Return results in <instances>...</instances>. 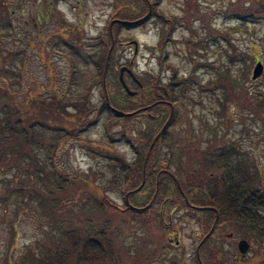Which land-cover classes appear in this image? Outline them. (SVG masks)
<instances>
[{"label": "trees", "instance_id": "1", "mask_svg": "<svg viewBox=\"0 0 264 264\" xmlns=\"http://www.w3.org/2000/svg\"><path fill=\"white\" fill-rule=\"evenodd\" d=\"M125 1L127 2L119 1L114 6V14H110L104 23L103 34L105 37L96 44L98 48L93 58L92 55H86V52L81 50L82 39L85 37L81 28L73 25L71 27L73 31L68 33L66 32L69 28L68 25H58L56 36L68 49L67 56L64 55L69 65L68 70H75L72 66L75 58L88 62L92 60L95 74L89 78L88 87L91 86V83L99 80L101 88L102 99L97 106L88 104L87 90L84 88V92L77 96V100L79 102L83 100V104L80 103L76 108L74 103L75 113L68 114L65 112L59 91L54 88V79L50 77L48 83L39 82L26 69V66L30 65L31 54L34 53L33 59L39 62L42 57L47 56L50 50V46H47L48 35L43 34L44 27L40 25H44L48 21V15L50 16L53 12L52 0H39L36 5V13L31 17L36 21L35 24H30L26 20H23L24 22L22 20L14 21L16 18L15 4L26 5L24 0H0V173L13 170L10 176L5 174L0 176V183L5 184L1 199L7 200L9 195L15 194L21 198L28 197L34 200L37 207L46 213L45 221L51 227V232H46L44 242L39 246L41 248V254L37 255L39 257H35L34 250L28 247L27 253L18 259V263H11L9 256H7L9 259L6 257L2 261L3 263L78 264L82 262L85 264L96 260L97 262L94 264H97L101 263V260H105L106 243L113 238L112 232L115 227L119 226V223L115 224L118 221L115 214H126L131 210L124 207L127 204L126 189L131 190L142 186L140 174L144 159L140 158L139 163L138 161L129 163L117 151L114 152L105 146L91 147L84 144L91 153L111 159L109 168L112 174L108 178V183L100 191L92 189L93 187L90 186H78V181L82 178L75 175L70 176L68 171H62L53 163L60 142L67 138L76 139L79 132L85 131L88 126L97 122L98 114L104 115L106 120L110 118L125 120L137 115L145 117L154 124L148 126L146 130L142 129V133L135 138H132L131 134L132 129L136 126L129 124L135 122L131 119L129 123L122 124L124 130L119 134L118 139L130 144L132 141L138 140L177 138L169 135L167 129L170 124L178 122L174 111L175 98L177 97L175 87L181 84V94H185V88L196 80L192 78V75L181 76L177 79L175 67H170L172 70L169 69V65L164 67L166 61L161 56L163 40L170 39L169 35L175 28V22L155 9V1L158 3V0ZM128 1H131V4H127ZM187 4L186 9H193V19H199L205 28V37L208 39L211 35H220L231 49L228 53L230 62L237 59L235 50L238 46L232 42L228 35V28L219 33L216 28L211 27L209 18L213 11L196 13L195 3L193 4L191 1ZM130 5H133L134 8ZM22 11L20 10V12ZM224 12L227 16H234L241 20L248 18L247 22L255 24L264 19V0H232ZM114 15L119 17L110 27ZM152 15L156 21L163 25L160 39L157 41V53L152 56L157 62L156 71L155 74L146 75V78L143 75H141L142 77L135 75L140 86L125 73V78L128 77L136 89L133 95H127L119 81L116 67H120L122 64L129 66L132 62L130 59H126V62L123 61L122 64H120V60L117 61V54H115L117 43L114 42H116L121 26H139ZM25 22L28 26L24 24ZM238 26H242V24L235 25V28ZM186 27L190 33L195 30L190 26ZM111 42L115 46H111ZM187 43L193 52L200 46L198 41L190 42L188 39ZM248 53H242L241 59H245V56L254 59V54ZM197 65L214 69L215 78L206 81L205 85H199L200 89L211 90L216 86L222 89V98L218 99V113L224 118L221 121L224 130L222 137L215 135L213 140L223 141V134L225 135L227 126L237 119L241 121V130L243 131H249L246 122L249 119L248 121L254 122V124L257 122L259 130L264 132V90L252 92L244 86L243 82L248 78V74L245 73L240 80L242 88H239L238 80L236 81V78L230 75L227 66L220 68L219 65L213 66L207 62ZM163 67L171 70V75L167 80L161 82L159 73H161V69L163 71ZM113 74L118 87L121 88V96L124 97L122 102H119L115 95L110 94L111 90V92L105 90L107 85L104 84V78ZM72 76H69L67 85L73 82ZM263 78L264 74L261 79ZM106 83L108 84V81ZM46 90L51 91L47 96L44 95ZM94 111L96 114L91 116ZM147 113L154 115L148 117ZM75 115L79 119L74 120L72 116ZM166 118L168 119L166 120ZM132 126L133 128L130 129ZM103 127L105 136L109 137L110 124L104 120ZM125 129L127 130L125 131ZM138 132L140 133V131ZM133 147L136 149V146ZM113 160L114 162H112ZM204 171L202 169V173ZM215 171L218 176L224 172L221 175L223 181L216 186L223 198V208L221 209L223 219L264 221V184L260 175L249 164L245 166L241 160L230 163L224 161L223 169ZM205 173L208 174L207 171ZM51 175H56L53 178L57 179L54 180L50 177ZM224 175L228 179L225 180ZM92 181L90 178L87 182L90 184ZM200 181L201 177L188 178L185 180V184L180 183V180H175L173 186L194 188L199 186L198 182ZM157 182L159 187L164 186L162 180L157 179ZM147 183L153 186L155 179H151L150 182L146 181V185ZM112 187L118 188L121 193L122 207L113 204L105 194L104 190ZM83 199L91 201L89 210L85 212L81 203ZM30 207L34 215L39 218L36 207L33 205ZM43 249H45L44 252ZM42 252L45 254L43 255Z\"/></svg>", "mask_w": 264, "mask_h": 264}, {"label": "rangeland", "instance_id": "2", "mask_svg": "<svg viewBox=\"0 0 264 264\" xmlns=\"http://www.w3.org/2000/svg\"><path fill=\"white\" fill-rule=\"evenodd\" d=\"M119 1H124L123 3L127 2L125 0H52V6L54 7L53 12H51L50 16L48 15V21L44 25H40L44 27L43 34L48 35L47 41L49 42L47 46H50V50L47 56L42 57V60L39 62L33 59L35 54H31L32 58L29 61L30 65L26 66V69L29 70L39 82L48 83L50 77L54 79V88L59 91L65 112L68 114L74 112V103L76 104V108L80 103L83 104V100L79 102L77 96L84 92V88L87 90L86 98L88 104L97 106L102 99L100 93L101 88L99 80L91 83V86L88 87L87 82L89 78L95 74L94 65L91 62L92 60H90V62L86 60L81 61L74 57L75 62L72 66L75 70H68L69 65L64 57V55L67 56L68 52L66 51L68 49L56 36L58 25H68L69 28L66 31L68 33L73 31V28H71L73 25L74 27L78 26L81 28L85 33V37H83L81 43V50L85 51L86 55H92L93 58L98 48L96 44H98L100 39L105 37L103 34L104 23L108 20L110 14H114L113 8ZM191 1L196 5V13H209L213 11L210 14L209 22L211 27L216 28L219 33L225 28H228V35L232 42L238 46L235 50L237 59L230 62L228 53L231 49L220 35H211L208 39L205 37V28L201 21L199 19H193V9H186L188 7L187 3ZM230 1L232 0H158V3L155 1V9L172 19V22H175V28L169 35L170 39L164 38L165 40H163V53L161 56L165 58L166 61L164 67L167 65H169V69H171L172 66L175 67V76L177 79L181 76L188 77L192 75V78L197 81L185 88L184 92L187 96L181 94V84L175 87L177 97L175 98L174 111L178 122H175L173 126L170 127L168 134L175 137L179 130H183L184 128L188 129V127L191 126L192 139L198 138V140H200L197 144L198 148H203L205 143L209 142L208 140H213L216 134V137H218V135L222 137L224 126L221 124V121H223L222 119L224 118L218 113V99L222 98L221 87L216 86L211 90H202L200 89L201 86H199L205 85L206 81L215 78L214 69L210 67H201L197 64L207 62L213 66L219 65L220 68L224 66L229 67L228 72L236 78V81L238 80L239 88H242L240 80H242L243 74H248V78L244 80L243 85L252 92L264 90V78L261 79L264 74V69L259 78L255 80L250 78L252 69L257 60L262 62L264 67V19H261L258 23L252 24L251 22H247L248 18H246L245 21L235 18L234 16L225 15L224 9ZM24 3L26 5L23 3H19L20 5L15 4L16 18L14 21L26 20L30 22V24H35L36 21L31 17L36 13V5L39 3V0H24ZM133 3L135 4V2ZM127 4H131V1H128ZM130 6L133 7V5ZM20 10L23 11L20 12ZM51 15L53 16L51 17ZM118 17V15H114L110 27L118 20ZM154 18L153 15L150 16L144 24H140L139 26H121L119 34L116 37V42H114L117 43V49L115 50V54H117L118 58L117 61L120 60V64H122L123 61L126 62V59H130V62H132L129 66L126 64L121 65L131 71V74H129L131 79L135 77V75H139L140 77L143 75V77L146 78V75L155 74L157 62L152 56L157 53V41L160 39L163 25ZM239 23H241L242 26L235 28V25H239ZM24 24L28 26L26 22ZM186 26H190L195 30H192L193 32L190 33ZM188 39L190 42L198 41L200 46L195 49L196 51L193 52L189 49L190 47L187 43ZM134 42L137 45L135 51ZM114 43L111 42L110 45L115 46ZM247 52L254 54L255 60L248 58V56H245V59H241L243 57L242 53ZM194 63H196V65H194ZM164 67L163 71L161 69V73H159L161 82L167 80L171 75L170 71L172 69L168 70ZM116 69L118 75L119 67H116ZM68 75H73L71 77L73 78V82L67 85L69 79ZM123 77L129 88L131 90H136L135 86L129 81V78ZM104 80L106 82L108 81V84L104 81V84L107 85V88L104 85L105 90H111L112 92L110 91V94L115 95L119 102L124 101V97L121 96V88L118 87L114 74L110 77L106 76ZM45 93L44 95L47 96L51 91L46 90ZM45 101L48 102L47 99H45ZM95 114L96 111L92 112L91 116ZM72 117H74V120L79 119L76 115ZM97 117V122L88 126L85 131L79 132L76 135V139L67 138L60 142L57 148V156L53 163L62 171H68L70 176L73 177V175H75L82 178V180L78 181V186H90L93 187L92 189L100 191L103 189L104 185L108 183V178L112 174L109 168V161L111 159L91 153L84 144L91 147L105 146L114 152L117 151L124 159H131L126 160L131 163L134 159L131 158L132 149L128 146L129 143L118 139L120 136L119 134L124 130L122 124L129 123L131 119L135 122L129 123L130 126L132 124L136 126L132 129V138L138 137L142 133V129L146 130L148 126H153L154 124L150 123L145 117H139L137 115L125 120H120L118 118L106 120L104 119V115L99 114ZM104 120L111 126L109 137L105 136L104 133ZM248 120L249 119L246 120L247 127L249 128L248 132L241 130L242 125L239 119L234 120L232 123L230 122L225 131V135L223 134V145L229 148L231 146L235 150L238 157L237 159L243 161L245 166L249 164L256 173L260 175L264 184V132L259 130L257 122L254 124V122H249ZM131 128H133V126L130 127V129ZM126 130L127 129H125V131ZM138 131H140V133ZM212 132L215 134H212ZM46 133L50 134L49 132ZM197 135H199V137H196ZM261 135H263V137H261ZM134 142L138 143L137 141ZM138 146L141 148L140 145ZM200 149L201 148H199V150ZM39 154L41 155V153ZM173 154L169 166L178 173L177 175L181 181L180 183L185 184L186 179H192L191 171H188L189 163L193 165V167L199 169L201 165L200 159L192 158L191 160H184V158L178 154L177 150ZM199 155L200 152H196L192 157H198ZM112 162H114V160ZM12 171L13 170L0 173V176L3 174L10 176ZM53 176L56 175H51L50 177L53 178ZM90 178L93 181L89 184L87 181H89ZM53 179L55 180L57 178ZM4 187L5 184L0 183V264H9L7 262H2L7 256L11 259L9 260L11 263H18V259H21V257L27 253L28 247L34 250L35 257H39L37 256L41 254V248H39V246L44 242L46 232H51V227L48 226V223L45 221L47 219L46 213H43L41 208L37 207L35 204L36 202L28 197L21 198L19 195L13 194L9 195L7 200H2L1 194L4 193ZM134 189L135 191H132ZM134 189H131L129 193L136 194L137 187ZM104 191L113 204L121 207L123 206V198L118 188H106ZM4 201L6 202L4 203ZM128 201L130 202L129 199H127V202ZM90 202V199L82 200L81 203L84 212L89 210ZM30 205L36 207L39 218L34 215ZM115 216V218L118 219L115 224L119 223L120 227H115L116 232H112L113 238L109 242L114 240V244H117L112 247L115 248L118 256H122L124 252L132 256V250L135 248L137 235L135 234L136 237L134 235L130 236L127 229L129 227V232L131 230L135 231L137 223H132V221L135 220V216L132 215L131 212L126 214H115ZM228 220L232 219L228 218ZM109 242L106 243V254L110 251ZM36 243L38 244L36 245ZM119 245L121 246L120 249ZM45 249H43V252ZM43 252L42 254L44 255L45 253ZM96 262L97 261L94 260L93 262H86L85 264H94ZM78 264L83 263L80 262ZM225 264H231V261L229 259L225 260Z\"/></svg>", "mask_w": 264, "mask_h": 264}, {"label": "flooded vegetation", "instance_id": "3", "mask_svg": "<svg viewBox=\"0 0 264 264\" xmlns=\"http://www.w3.org/2000/svg\"><path fill=\"white\" fill-rule=\"evenodd\" d=\"M172 126L167 127L168 131ZM190 127L179 130L175 139L128 144L133 162L144 159L140 174L142 186L137 187L136 194H130V190L125 193V200L130 202L124 207L131 209L135 216L132 223H137L135 231L127 229L130 236L137 235L135 248L132 256L127 252L118 256L112 247L117 245L113 240L109 242L110 251L105 260L97 264H225L228 259L231 264H264V225H260L264 221L228 220L222 216L223 198L216 186L223 181L224 172L218 176L215 170H222L224 161H238L235 150L219 140H208L199 150L200 140L192 139ZM176 150L184 160L200 159L199 169L188 165L193 179L201 177L199 186H173L175 180H180L169 166ZM196 152L200 155L192 157ZM202 169L208 174L202 173ZM151 179H155V184L146 185ZM157 179L164 186L159 187Z\"/></svg>", "mask_w": 264, "mask_h": 264}, {"label": "water", "instance_id": "4", "mask_svg": "<svg viewBox=\"0 0 264 264\" xmlns=\"http://www.w3.org/2000/svg\"><path fill=\"white\" fill-rule=\"evenodd\" d=\"M134 51L136 50V43L134 42ZM262 68H263V66H262V64H261V62H259V61H257L256 63H255V65H254V67H253V69H252V72H251V79H255V78H257L260 74H261V72H262ZM125 69V67H121L120 69H119V80H120V82H121V85L123 86V89L125 90V92L127 93V94H129V95H133L135 92L134 91H131L128 87H127V85L125 84V82H124V80H123V78H122V72H123V70ZM129 71V70H128ZM130 73V72H129ZM242 242V241H241Z\"/></svg>", "mask_w": 264, "mask_h": 264}]
</instances>
